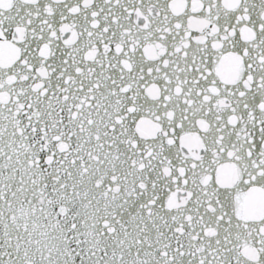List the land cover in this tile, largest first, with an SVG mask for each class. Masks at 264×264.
Instances as JSON below:
<instances>
[{
    "label": "snow or ice",
    "instance_id": "1",
    "mask_svg": "<svg viewBox=\"0 0 264 264\" xmlns=\"http://www.w3.org/2000/svg\"><path fill=\"white\" fill-rule=\"evenodd\" d=\"M0 264H264V0H0Z\"/></svg>",
    "mask_w": 264,
    "mask_h": 264
}]
</instances>
